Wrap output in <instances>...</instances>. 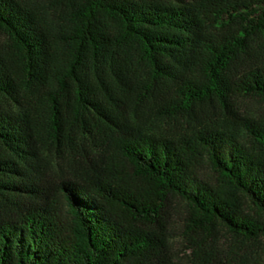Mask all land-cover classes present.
<instances>
[{
	"label": "trees",
	"instance_id": "obj_1",
	"mask_svg": "<svg viewBox=\"0 0 264 264\" xmlns=\"http://www.w3.org/2000/svg\"><path fill=\"white\" fill-rule=\"evenodd\" d=\"M243 98L264 0H0V264H264Z\"/></svg>",
	"mask_w": 264,
	"mask_h": 264
},
{
	"label": "rangeland",
	"instance_id": "obj_2",
	"mask_svg": "<svg viewBox=\"0 0 264 264\" xmlns=\"http://www.w3.org/2000/svg\"><path fill=\"white\" fill-rule=\"evenodd\" d=\"M240 108L244 113H253V114H264V101L258 98H243L240 99ZM198 126V123L194 120L188 121V127L186 125L177 124L173 126L172 124H167L161 127L162 132L168 134H179L185 130L190 131L191 129ZM174 218L171 224V233L173 234L171 251L176 260L185 261L188 257V250L185 248V244L182 241L180 227L182 223V216L180 215L181 206L179 203H176L172 207Z\"/></svg>",
	"mask_w": 264,
	"mask_h": 264
}]
</instances>
